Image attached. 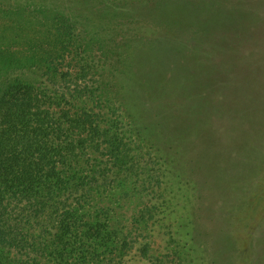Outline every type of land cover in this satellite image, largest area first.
Instances as JSON below:
<instances>
[{"label":"trees","instance_id":"1","mask_svg":"<svg viewBox=\"0 0 264 264\" xmlns=\"http://www.w3.org/2000/svg\"><path fill=\"white\" fill-rule=\"evenodd\" d=\"M121 1L70 0V9L76 10L65 12L67 5L62 4L58 14L63 19L57 21L51 17L52 6L45 10L31 4L48 36L54 24L69 33L59 35L65 42L45 39L41 33L42 42L34 39L28 47L29 62L5 65L0 78V264H104L126 247L130 233H124L118 210L120 200L129 196L127 182L135 184L139 176L132 146L154 144L147 162L156 165L159 174V165L172 162L163 159V149L179 153L177 147L191 145L194 133L202 137L208 131L212 98L220 95L213 93L216 82L211 84L214 67L223 75L230 58L253 59L264 46V26L252 21L264 0ZM95 2L99 8L92 6ZM235 3L240 10L232 9ZM132 14L160 28L159 42L170 47L156 46L150 64L152 56H161L162 64L183 49V56L192 60L194 80L174 69L170 76L158 69L146 82L144 76L151 75L137 74L136 69L131 73L137 56L125 33L133 21L120 22ZM29 23L35 27L33 19ZM179 33L185 41L172 51ZM75 42L80 50L76 72L61 70L63 55L44 49ZM93 42L101 50L97 59L88 53ZM200 45L213 54L215 47L223 53L214 58L200 55ZM89 77L93 83L87 82ZM181 77L179 97L165 82L180 89ZM199 79L213 90L208 99ZM130 81L152 102L147 116L142 115L141 100L132 102L126 88ZM221 101L215 105L218 111ZM147 168L141 167L152 181ZM140 218L137 225L147 221L143 212Z\"/></svg>","mask_w":264,"mask_h":264},{"label":"rangeland","instance_id":"2","mask_svg":"<svg viewBox=\"0 0 264 264\" xmlns=\"http://www.w3.org/2000/svg\"><path fill=\"white\" fill-rule=\"evenodd\" d=\"M69 1L0 0V78L3 77L5 65L29 62L32 53L28 47L34 39L42 42L41 33L45 39L52 38L58 42H65L60 34L69 33L64 28L57 29V24H54L55 30L48 29L51 33L48 36L43 30L45 28L42 29L43 19L32 11L31 4L37 9L45 7V10L52 6L51 17L57 21L63 19L58 14L61 13L62 4L67 5V8L64 6L65 12L76 10L70 9L73 6ZM132 1L122 0L120 3ZM96 2L92 6L99 8ZM238 5L235 3L232 9L240 10ZM259 10V17H252V21L264 26V4ZM138 16L132 14L120 22L126 24L129 19L133 21L130 26L127 25L125 33L134 42V55L137 56L131 73L136 69L137 74L142 72L144 75L146 72L151 75L144 76L146 82L153 78L158 69L167 76L174 69L185 78L194 80L192 60L183 56L187 52L183 49L180 50L183 54L173 52L168 62L163 61L165 65L161 64V56L158 59L152 56L153 64H150L149 56L156 46L170 47L167 43L159 42L160 28L158 30L146 22L148 19L143 20ZM32 19L35 27L29 23ZM134 34L141 38H136ZM261 37L264 40V35ZM118 41L120 37L116 36V43ZM182 41H185V37L179 33L178 40L172 43V51L179 50ZM91 45L88 53L97 59L101 50L95 42ZM193 47L191 44L190 48ZM206 48L200 45V50L204 49L200 55L214 58L223 53L215 47L214 55L212 49ZM44 49L63 55L64 59L59 60L61 70L76 72L80 69V64L75 60L80 52L77 42L72 46L57 43ZM36 50L39 54L44 52L38 48ZM208 52L211 55H207ZM246 57H228L223 75L218 72L219 68L214 67L211 75V84L216 82V85L212 84L214 91L203 86L199 79L207 99L212 91L220 92V98L216 94L212 98L208 131L202 137L194 133L193 143L177 147L179 153H174V149H163V159L172 162L159 165V174L156 165L147 162V158L153 155V149L156 150L154 144L151 148L149 143L132 146L130 153L138 162L139 176L134 178L135 184L127 182L124 189L129 196L120 200L118 210L125 227L124 233H130L129 242L116 254L105 258L104 264H264V46L253 59ZM170 60L175 61L172 68ZM249 61L254 62L255 66H250ZM135 63L142 68L140 71ZM182 69L187 73L180 71ZM91 78H88V83H93ZM141 78L143 81V76ZM181 79L183 77L179 78L180 89L174 90L172 84L165 80L166 88L179 97L183 95ZM126 88L129 93L131 91L133 103L135 99L141 100L142 115L147 116L152 102L144 98V91H138L139 86L131 81ZM221 98L224 103L221 101L223 105L218 111L219 106L215 105L220 103ZM133 103L132 107L139 104ZM145 164L150 167L147 170L152 171V181L147 174H143L141 167ZM142 212L147 221L137 225Z\"/></svg>","mask_w":264,"mask_h":264}]
</instances>
